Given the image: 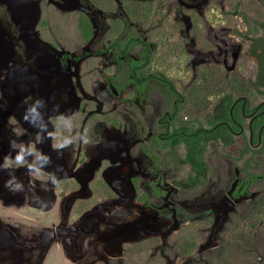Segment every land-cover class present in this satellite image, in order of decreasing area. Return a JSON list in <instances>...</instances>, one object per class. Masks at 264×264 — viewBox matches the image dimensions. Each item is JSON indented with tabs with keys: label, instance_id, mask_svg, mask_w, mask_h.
<instances>
[{
	"label": "rangeland",
	"instance_id": "rangeland-1",
	"mask_svg": "<svg viewBox=\"0 0 264 264\" xmlns=\"http://www.w3.org/2000/svg\"><path fill=\"white\" fill-rule=\"evenodd\" d=\"M25 1L47 14L50 32L62 29V36L57 35L62 40L57 42L59 49L81 58L71 59L68 68L85 112L68 116V146L59 148L57 140L54 147L60 155L49 147L46 157H41L35 145L28 148L33 154L30 183L38 195L47 187L56 194L45 215L38 219L16 213L21 207H31L28 197L23 193L19 194L23 200L7 198L2 192L15 187L12 180L20 172L22 175V169H4L12 180L0 186V229L10 227L25 240L40 237L46 227L68 230V234L53 238L46 252L52 264H264V230L254 225L255 205L264 196V179L247 195L232 198L228 193L234 175L239 180L245 177L244 160L250 157L247 154L244 160H236L239 141L230 148L209 146L207 184L191 190L173 188L176 180L187 184L189 167L177 166L149 141L151 129L157 127L166 108L167 87L153 81V89L143 100L134 85L118 95L107 85V76L117 70L111 41L122 34L126 22L146 37L149 32L141 27V21L132 20L119 0H113L115 6L110 3L106 10L91 0H67L68 6L62 9L53 0H0V6L14 10ZM166 5L183 28L178 31V57L165 61L161 68L186 95L185 116H204L218 97L229 91L258 99L260 94L250 83L259 71L258 52L252 46L254 39L264 36L262 30L257 31L264 21V0H166ZM83 16L95 25L89 43L80 34ZM12 39L15 45L25 44L18 37ZM139 52V47H134L130 54L138 58ZM26 56L28 65L35 66L38 54ZM205 74L210 79L206 80ZM60 129L57 127L58 136ZM53 174L59 176L48 185L47 178ZM161 178L173 189L171 208L182 209L176 218L168 216L171 211L155 195L152 183ZM187 214L193 218L185 220ZM192 232L196 249L182 255L179 247ZM22 246H16L18 252ZM2 248L0 264H5L9 258Z\"/></svg>",
	"mask_w": 264,
	"mask_h": 264
},
{
	"label": "flooded vegetation",
	"instance_id": "flooded-vegetation-1",
	"mask_svg": "<svg viewBox=\"0 0 264 264\" xmlns=\"http://www.w3.org/2000/svg\"><path fill=\"white\" fill-rule=\"evenodd\" d=\"M64 1L67 3V0ZM31 3V1L22 2L14 10L8 4V6H0V186L12 180L8 178L9 172H5L4 169H22V175L20 172L12 180L15 187L12 190L3 191L2 194L7 193V198L10 196L12 198L20 197L18 199L23 200L24 198L19 194L24 193L28 197L31 207H21L16 213L20 217H37L39 219L53 207L56 194L52 187H47L43 189L41 195H38L35 185L30 183L28 179L29 167L33 154L29 153L28 148H33L35 145L41 157H46L49 147L53 153L58 154L59 152L58 155H60V151L55 150L54 147L57 140L61 143L59 148L68 146V116L75 115L80 111L85 112V110L83 98L78 96L75 92L76 89L72 87L68 68L71 59L80 60L81 58H74L71 53H68V50L59 49L60 46L57 45V42H62L58 38L62 36V29L56 28L50 32V30L52 31L50 18H48L49 20L45 18L47 14L38 6L31 7ZM52 3L60 9H62L61 6H68V3L63 4L58 0H53ZM9 9H11V13ZM51 33L55 36L56 41L49 35ZM12 36L20 38L25 44L15 45ZM261 37L263 38L260 40V37L254 39L253 46H256L254 52H258L259 71L251 83L260 96L258 95V99H255L239 93L234 94L233 97L218 98L212 113L213 116H221L222 120L217 123L215 127L217 129L211 131L218 137L208 143L206 154L211 144L230 148L236 145L241 138L247 136L254 149H263L264 147V94H261V91H264V80H260V77L264 75V36ZM26 53L38 54L35 66L28 65ZM115 74L116 72L113 75ZM72 77H77V75L73 74ZM108 77L110 75L107 76V79ZM103 80H105L104 77ZM153 81L147 82L142 92L139 91L136 84L132 85L136 87L141 98L144 96V99H147V91L153 89L151 87ZM106 83L115 95L119 94L113 83L108 80ZM94 84L97 85V83ZM166 87L168 93L164 97L165 111L158 118L157 127L152 128L149 135V141H152L154 146L159 137L165 143L170 142V132L175 123L181 120L180 110L184 100L173 96L168 86ZM231 93V91L227 92V94ZM92 112L97 113L96 108H93ZM252 119L253 130H251ZM255 122L260 124L256 128ZM57 127L61 128L60 136L57 135ZM232 133H234L233 136L230 135ZM252 133L253 143L251 141ZM155 136L156 138H153ZM232 138L236 139L235 144L226 145V142ZM255 139H257L256 143ZM157 148L165 151L177 166L183 164L189 167V173L192 171V166L184 162L179 149ZM181 148L184 146L182 145ZM246 155L247 153H244V159ZM207 170L208 176L210 167ZM242 171L245 174L242 180H239L237 175L231 179V188L228 193L232 198L250 193L249 190L252 186L247 187L248 174L245 168ZM58 176L53 174L47 178V184H53ZM42 179L44 182L45 178ZM152 186L155 188V195L161 198L164 206L171 211L172 214L169 212L168 216L176 218L177 213L182 209L170 206L172 205L169 200L170 191L173 189L165 186L163 178L153 182ZM172 186L173 188L191 190L202 185H200V181L194 179L192 173V175L188 174L187 184L176 180ZM58 234L66 235L68 230H49L46 227L41 231L40 237L25 240L19 235H15L10 227L2 226L0 246L6 248L5 253L9 258V262L5 264H45L48 258L49 264H52V257L47 256L46 252L53 238ZM22 244H24L21 248L22 252H18L16 246ZM25 249L27 256H24Z\"/></svg>",
	"mask_w": 264,
	"mask_h": 264
},
{
	"label": "trees",
	"instance_id": "trees-1",
	"mask_svg": "<svg viewBox=\"0 0 264 264\" xmlns=\"http://www.w3.org/2000/svg\"><path fill=\"white\" fill-rule=\"evenodd\" d=\"M91 1L99 9L103 10H106L107 5L110 3L112 7L115 6L113 0ZM119 1L132 20H140L141 27L146 29L149 34L145 37L136 26H130V23L126 22L122 34L114 38L109 45V48L115 50L113 59L117 62V70L115 75L108 77V81L113 83L120 93L128 89L132 84H136L139 91L142 92L145 84L154 80L168 86L173 96L184 100V104L180 110L181 120L175 123L170 132L171 141L165 143L159 137L157 138L158 142H155V146L179 149L184 162L192 166V171L189 175L193 173L194 179L200 181V185H205L208 181L207 169L210 167L205 152L208 143L218 137L211 131L217 129L215 127L222 120V117L213 116L212 110L204 116H193L192 114L191 116H185L186 95L177 88L175 80L161 68L162 63L165 61L178 57L176 53L177 49L180 48L178 31L183 28V24L176 20V14L173 13L170 6L166 5V0ZM155 26L158 28H155ZM79 29L84 42L89 43L95 33L94 23L89 18L83 16L80 18ZM257 29V31L262 30V33H264V21L259 23ZM261 38L263 37H260L259 40ZM134 47H139L140 49L138 58L130 54ZM253 49L255 50L256 46H253ZM205 75L206 80L210 79L211 76ZM260 80H264V75L260 77ZM250 83H253V80ZM261 94H264V91H261ZM233 95V93H224L219 97H233ZM144 98L143 96L142 99ZM259 125L256 122L254 124L255 128ZM233 134L230 135L233 136ZM235 142L236 139L232 138V140L226 142V145H233ZM254 142L256 143L257 139ZM239 143L241 150L235 158L236 160H243L244 153L250 154V157L244 160V168L248 174L247 187H251L256 182L264 179V173L260 172V170L264 169V147L263 149H254L248 136L241 138ZM182 145L184 148H181ZM255 215L257 217V220L254 222L255 229L264 230V196L255 205ZM192 218L193 216L190 214L184 217L185 220ZM196 244V236L192 232L184 237L179 250L182 255L193 254ZM147 248L148 246L144 250H147Z\"/></svg>",
	"mask_w": 264,
	"mask_h": 264
},
{
	"label": "water",
	"instance_id": "water-1",
	"mask_svg": "<svg viewBox=\"0 0 264 264\" xmlns=\"http://www.w3.org/2000/svg\"><path fill=\"white\" fill-rule=\"evenodd\" d=\"M115 93L118 94L117 91H115ZM252 122H253V119L251 120V130H253V129H252ZM251 141H252V143H253V133L251 134Z\"/></svg>",
	"mask_w": 264,
	"mask_h": 264
}]
</instances>
